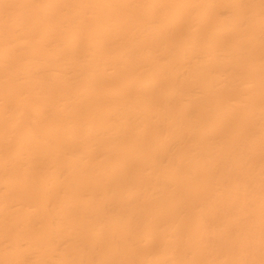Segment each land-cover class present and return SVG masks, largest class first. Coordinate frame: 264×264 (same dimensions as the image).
Masks as SVG:
<instances>
[{
  "label": "bare ground",
  "instance_id": "1",
  "mask_svg": "<svg viewBox=\"0 0 264 264\" xmlns=\"http://www.w3.org/2000/svg\"><path fill=\"white\" fill-rule=\"evenodd\" d=\"M0 264H264V0H0Z\"/></svg>",
  "mask_w": 264,
  "mask_h": 264
}]
</instances>
